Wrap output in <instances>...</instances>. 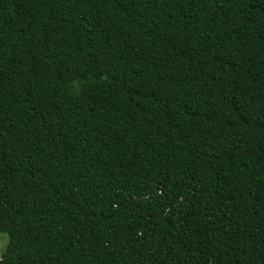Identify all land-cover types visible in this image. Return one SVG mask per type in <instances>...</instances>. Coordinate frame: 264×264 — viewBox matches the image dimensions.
Here are the masks:
<instances>
[{"label":"trees","instance_id":"1","mask_svg":"<svg viewBox=\"0 0 264 264\" xmlns=\"http://www.w3.org/2000/svg\"><path fill=\"white\" fill-rule=\"evenodd\" d=\"M0 264H264V0H0Z\"/></svg>","mask_w":264,"mask_h":264},{"label":"rangeland","instance_id":"2","mask_svg":"<svg viewBox=\"0 0 264 264\" xmlns=\"http://www.w3.org/2000/svg\"><path fill=\"white\" fill-rule=\"evenodd\" d=\"M4 244L1 240H0V245Z\"/></svg>","mask_w":264,"mask_h":264}]
</instances>
